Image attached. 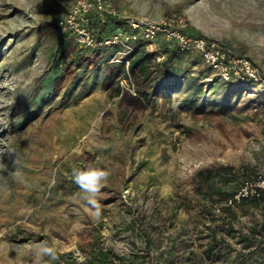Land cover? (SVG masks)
Masks as SVG:
<instances>
[{
    "label": "rangeland",
    "instance_id": "374dc122",
    "mask_svg": "<svg viewBox=\"0 0 264 264\" xmlns=\"http://www.w3.org/2000/svg\"><path fill=\"white\" fill-rule=\"evenodd\" d=\"M74 2L0 0V264H73L61 254L97 240L121 255L149 253L152 264H237L248 251L239 232L264 236V202L218 213L220 197L199 193L193 176L231 165L239 187L264 173V106L245 108L241 97L226 114L195 115L182 84L133 123L136 113L117 95L134 92L125 64L115 82L105 80L121 63L118 47L90 51L82 69L64 64L54 92V59L70 39L58 20ZM112 2L135 16L180 13L188 32L219 40L264 74V0ZM88 168L109 173L94 194L73 176ZM253 247L264 255V241Z\"/></svg>",
    "mask_w": 264,
    "mask_h": 264
},
{
    "label": "trees",
    "instance_id": "16d2710c",
    "mask_svg": "<svg viewBox=\"0 0 264 264\" xmlns=\"http://www.w3.org/2000/svg\"><path fill=\"white\" fill-rule=\"evenodd\" d=\"M111 22L118 25L122 23L115 20ZM112 24L104 26V30L111 32L113 30ZM65 37L75 40L70 33H66ZM70 39L63 40L54 59V68L56 69L53 78L55 84L54 92H58L64 83L65 74L63 72L60 73L64 64L68 65V69H82L91 64L88 56L90 51L101 53L107 49L81 48L76 40L77 47H73ZM159 42L165 45L167 54L162 62H157L156 53L148 51L146 44L140 40L132 43L134 50L126 56V59L130 60L129 74L134 82V92L131 89L122 90L119 88L117 95H122L119 105H126L132 112L136 113L133 117V123L140 116V113L142 115L146 114L148 109L152 105H156L161 97L171 95L173 89H176L177 86L180 87L182 84H185L183 91L186 88L184 100L187 104L193 106L195 115L203 113L226 114L231 108L229 106L231 100H239L241 97L245 98L243 106L245 108L255 107L260 110L264 106V86L257 83L247 85L233 81L224 82L219 76H212V68L205 64L199 53L182 51L173 42L161 39H159ZM193 53H196V56H190L193 57L190 60V66H193L191 69L189 65L184 66V62L187 61L189 54ZM121 63L114 66L105 77L107 86L115 82L120 76L122 65H124L122 61ZM208 87L210 89L209 92H207ZM208 99L214 100L210 107H207L206 104ZM234 174V166L221 163L212 164L198 169L193 176V182L199 193L211 197L214 195L219 196L222 202L216 205H221L222 209H230L233 207L226 206V200L246 181L244 180L237 187L238 183L232 184L236 182ZM249 200L264 202V193L258 198H246L240 203ZM262 229H264V222ZM258 231L260 232L261 230ZM238 235L242 237L240 241L248 251L243 252L239 256L237 264H264V255L257 254L256 247H253L254 243L263 242L264 236L258 240V238L241 234V232ZM211 236L213 246L214 242L218 241L217 230H213ZM79 250L85 256L83 261L77 260V256L72 251L68 254H61V257L66 258L69 263L72 260L73 264H152L149 253L132 252L127 255H121L100 240L92 242L88 247L83 242H80Z\"/></svg>",
    "mask_w": 264,
    "mask_h": 264
},
{
    "label": "built area",
    "instance_id": "2783aa9c",
    "mask_svg": "<svg viewBox=\"0 0 264 264\" xmlns=\"http://www.w3.org/2000/svg\"><path fill=\"white\" fill-rule=\"evenodd\" d=\"M112 20L122 23L112 24ZM110 24L113 30L107 32L103 27ZM188 25L186 17L180 13L161 18L124 14L114 6L112 0H75L58 20V30L62 34L70 33L81 48H120V61L125 64L128 73L130 60L126 56L134 50L132 43L140 40L146 44L148 51L156 53L158 60H161L165 58V55L157 54L161 39L175 43L182 51L199 53L205 64L224 82L264 86V74L251 58L234 53L217 39L188 32ZM263 193L264 173H260L246 180L226 200L225 205L234 207L246 198H258ZM215 211L222 212V206L216 205ZM74 253L79 261L85 259L79 249Z\"/></svg>",
    "mask_w": 264,
    "mask_h": 264
},
{
    "label": "clouds",
    "instance_id": "9594fccd",
    "mask_svg": "<svg viewBox=\"0 0 264 264\" xmlns=\"http://www.w3.org/2000/svg\"><path fill=\"white\" fill-rule=\"evenodd\" d=\"M109 173L98 168H88L85 170L76 169L73 171L75 182L87 193L94 194L102 187Z\"/></svg>",
    "mask_w": 264,
    "mask_h": 264
}]
</instances>
